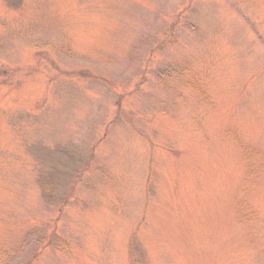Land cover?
<instances>
[{
  "label": "rangeland",
  "instance_id": "obj_1",
  "mask_svg": "<svg viewBox=\"0 0 264 264\" xmlns=\"http://www.w3.org/2000/svg\"><path fill=\"white\" fill-rule=\"evenodd\" d=\"M0 264H264V0H0Z\"/></svg>",
  "mask_w": 264,
  "mask_h": 264
}]
</instances>
